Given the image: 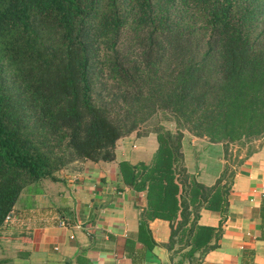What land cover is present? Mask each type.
<instances>
[{"label": "trees", "instance_id": "16d2710c", "mask_svg": "<svg viewBox=\"0 0 264 264\" xmlns=\"http://www.w3.org/2000/svg\"><path fill=\"white\" fill-rule=\"evenodd\" d=\"M158 112L175 132L149 130V162L119 161L118 175L144 193V217L168 222L170 259L194 262L219 235L199 210L226 212L254 151L232 166L227 145L264 134V0H0V229L26 187L112 160L115 141ZM182 130L223 144L211 185L185 172ZM258 215L263 227L264 195Z\"/></svg>", "mask_w": 264, "mask_h": 264}, {"label": "crops", "instance_id": "0c3cea01", "mask_svg": "<svg viewBox=\"0 0 264 264\" xmlns=\"http://www.w3.org/2000/svg\"><path fill=\"white\" fill-rule=\"evenodd\" d=\"M180 145L185 172L211 185L224 164L223 144L182 130ZM155 147L153 132L133 131L115 141L112 160L74 161L58 170L56 180L26 187L0 229V264H264L258 215L264 145L236 168L226 212L199 210L198 224L219 229L215 247L180 263L166 247L168 222L144 217V193L126 187L118 175L119 161L148 163ZM59 218L66 227L57 225Z\"/></svg>", "mask_w": 264, "mask_h": 264}, {"label": "rangeland", "instance_id": "374dc122", "mask_svg": "<svg viewBox=\"0 0 264 264\" xmlns=\"http://www.w3.org/2000/svg\"><path fill=\"white\" fill-rule=\"evenodd\" d=\"M105 95V93H104ZM160 125L163 129L169 130L171 132H175V123L173 121V118L170 114L166 112H158L155 115H153L151 118H149L144 124H141L135 129V132L137 134H144L147 131L153 129L155 126ZM264 145V134L259 136L258 138L250 141H238L232 144L227 145V158L228 162L235 166L236 160L244 156V153L249 149H257L260 146ZM214 150H211L210 156L213 158ZM214 161V160H213ZM72 163L67 164V166H72ZM209 166V165H208ZM64 168V167H63ZM61 168V169H63ZM235 168V167H234ZM58 171L54 172L55 175ZM41 179H47L48 178H41ZM174 248H178V245H174Z\"/></svg>", "mask_w": 264, "mask_h": 264}, {"label": "built area", "instance_id": "2783aa9c", "mask_svg": "<svg viewBox=\"0 0 264 264\" xmlns=\"http://www.w3.org/2000/svg\"><path fill=\"white\" fill-rule=\"evenodd\" d=\"M57 225L60 227H66V224L63 218L58 219Z\"/></svg>", "mask_w": 264, "mask_h": 264}]
</instances>
